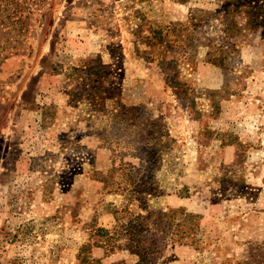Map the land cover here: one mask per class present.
<instances>
[{"label":"rangeland","instance_id":"obj_1","mask_svg":"<svg viewBox=\"0 0 264 264\" xmlns=\"http://www.w3.org/2000/svg\"><path fill=\"white\" fill-rule=\"evenodd\" d=\"M216 7L0 0V264H139L125 235L110 250L100 228L113 235L146 216L151 264H239L264 241V29L239 39V77L226 88L206 47L180 64L194 108L139 41L151 27ZM205 25L217 38L219 22ZM99 58L111 65L100 83L85 72ZM171 210L190 238L170 237L172 216L159 225Z\"/></svg>","mask_w":264,"mask_h":264},{"label":"trees","instance_id":"obj_2","mask_svg":"<svg viewBox=\"0 0 264 264\" xmlns=\"http://www.w3.org/2000/svg\"><path fill=\"white\" fill-rule=\"evenodd\" d=\"M218 2V7L214 9H193L190 12L189 19L184 21H174L167 25H158L151 27L149 35H143L139 39L140 43L146 44L149 50H140V44L137 46V51H141L147 55L149 59H158V65L165 75L166 82L171 86L175 92L183 98V100L192 101L186 105L194 108V92L195 89L186 81L181 80L179 66L182 63H194L196 56L201 47H206L207 61L221 66L225 74V88L233 82L239 74L235 71L237 56L236 50L239 39L246 32H256L264 29V0H215ZM212 20L219 22L218 37L205 36L204 27L206 23ZM206 32V31H205ZM138 42V41H137ZM155 53L154 55H151ZM114 57L115 54L113 53ZM111 65L103 64L99 58L91 66L86 69V73L91 77L96 76L95 81L100 83V78L107 74V70ZM96 88L92 87V90ZM85 87L77 88V91H72V95H76V99H83ZM191 99V100H190ZM127 112L125 111V114ZM125 119V118H124ZM137 119V117H136ZM155 124L158 130L157 139L169 135L165 131V124L161 123V119ZM156 122L153 120L152 123ZM151 134H154L151 133ZM149 161L152 155L149 154ZM143 178L135 177L133 185L135 190L144 192L147 184L142 183ZM172 213L160 212V226L165 224V218L172 216L171 238L174 241H182L188 239L192 233L183 230L181 223H175L174 218L177 210H171ZM184 217L191 218L192 214L183 212ZM172 214V215H171ZM149 216L144 217L145 224L134 222L130 220L128 224H123L120 230H116L113 235L111 231L105 228H100L105 232V244L111 245V249L121 248L118 241L121 239L119 234L125 235L128 239L127 247L130 250H135L140 256L139 264H151L156 258L154 251L147 241L146 233L150 232L148 229L150 223ZM149 257L151 260L148 261ZM239 264H264V241L251 243L248 247V255L245 260L239 261Z\"/></svg>","mask_w":264,"mask_h":264}]
</instances>
